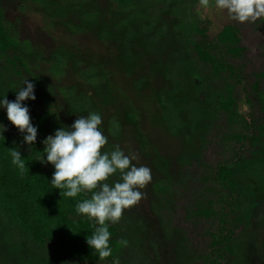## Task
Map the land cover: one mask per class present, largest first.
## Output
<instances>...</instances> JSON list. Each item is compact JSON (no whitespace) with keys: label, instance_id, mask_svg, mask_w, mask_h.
Instances as JSON below:
<instances>
[{"label":"trees","instance_id":"trees-1","mask_svg":"<svg viewBox=\"0 0 264 264\" xmlns=\"http://www.w3.org/2000/svg\"><path fill=\"white\" fill-rule=\"evenodd\" d=\"M34 1L42 2V0ZM108 2L110 6L104 15L108 14L109 20H113L110 19L111 15L123 14L126 17L118 18L120 24L102 23L97 26L96 34L100 38L111 40L122 31L123 36L120 38L122 45H126L133 38L140 40L138 33L132 32L131 27L137 21L144 20L145 23L141 25L140 30L147 32L148 37L138 41L143 50L153 54L155 51L162 52L163 48L172 47L170 55L175 58L173 62L163 65L158 61L154 65L158 68L163 67V71L157 72L161 73L162 80L170 86V89L163 88L156 93L158 107L162 113L161 120L169 125V131L179 130L184 126L190 132V136L194 134L191 129L201 131L203 136H207L211 130L218 129L213 122L218 119L219 114H222L228 126L243 130L233 135L225 134L223 140L227 144L235 142L242 144L249 141V145L255 148L248 159H236L235 164L227 161L219 164L211 180L226 192L232 209L240 212L235 217L236 223H228L225 218L226 213L214 210L212 199L196 203L195 210L189 214L191 218L198 217L216 222L218 227L215 232L206 233L209 237V251L198 258L207 264H237L234 257L236 242L232 238L230 225L235 227L240 224L246 225L247 215L256 205L253 196L247 192L245 194L238 178L249 176L254 172L257 174L256 171L264 167V68L260 72L250 74L248 84L250 92L244 95V102H241L236 97V92L246 78L243 80L241 76L242 65L234 63L243 60L244 49L239 46L238 31L229 25L218 29L209 19H202L198 14L201 6L199 0H151L150 2L149 0H108ZM90 4L92 0H80L77 11L83 24L94 28L99 24L101 13L97 10L91 12ZM160 15L173 19L170 34L166 31L163 20H160ZM5 25L0 7V100L6 98L10 102L15 101L16 92L20 91L25 81L29 80L28 82L34 85L36 99L25 100L23 106L29 109L31 124L37 128L34 144H26L24 141L26 133H20L8 121L6 108L0 107V250L5 263H147L148 260L143 256L141 247L143 230L141 223L125 218V215L118 223L108 225L112 255L100 261L98 254L86 242L96 226L94 222L76 211V205L83 199L90 198L91 193H81L76 198H68L63 195V190L55 189L51 185L55 168L52 164L41 163L39 160L45 155L43 143L45 139L54 136L55 132L62 128L57 127L51 115L44 111L45 101L39 91L40 84L27 64L26 56L31 53V48L16 41ZM121 59L127 66L129 58L123 55ZM51 63L50 75L53 77L62 75L63 62L60 56ZM88 70L87 72L80 70L76 75L86 84L98 82L94 79L97 77L94 68ZM100 80H105V77ZM141 81H136L134 85L140 86ZM90 86L94 85L90 84ZM187 86L192 93L197 91L198 95L190 96L186 92ZM251 94H256V103L253 101L254 98L251 99ZM61 95L68 98L70 107L68 113L86 112L87 116L96 113L88 109L84 97L76 95L73 90H61ZM240 104L246 109L256 106L260 114L259 119H242L237 109ZM177 114H183L188 121L175 125L171 120L174 117L177 119ZM127 118L130 121L134 120V115L129 113ZM10 150L20 152L26 165L23 172L12 164ZM200 155L199 150L192 157L185 155L182 159L184 165L190 167L192 162L199 164ZM209 180L202 178L201 182L206 184ZM158 183V186L156 183L153 188L154 195L164 196L170 191L168 186L162 185L163 181ZM222 200L224 198L221 196L215 202L220 203ZM163 201L166 204L167 198ZM190 217L188 218L191 219ZM122 241L126 243H121ZM180 257L183 258L182 264L195 262L185 253Z\"/></svg>","mask_w":264,"mask_h":264},{"label":"rangeland","instance_id":"rangeland-1","mask_svg":"<svg viewBox=\"0 0 264 264\" xmlns=\"http://www.w3.org/2000/svg\"><path fill=\"white\" fill-rule=\"evenodd\" d=\"M79 5L80 0H0L9 34L31 48V53L26 56L27 64L40 84L39 91L45 101L44 111L51 115L57 127L71 129L78 117H87L86 112L68 113V98L61 95V90H73L76 95L84 97L88 109L102 117L100 131L108 138L102 151L110 153L119 146L126 155L137 157L132 160V165L151 169L152 181L141 190L145 198L123 212L125 218L141 223L142 253L148 260L145 264H182V253L195 260L189 261V264H207L198 257L208 253L209 237L206 233L215 232L217 223L191 218L189 214L195 210L196 203L212 199L214 210L226 213L228 223H236L235 217L240 212L232 209L226 192L211 180L219 164L226 161L235 164L236 159H248L255 148L249 145V141L227 144L223 140V135L243 130L228 126L222 114L213 122L218 129L211 130L207 136L194 129H191L194 134L190 136L184 126L169 131V125L161 120L156 93L163 88L170 89V86L157 72L163 71V67L154 65L158 61L163 65L172 63L175 59L170 55L172 47L153 54L143 50L138 41L148 37L147 32L140 30L144 20L131 27L140 40L133 38L122 45V31L111 40H104L96 34V27L102 23L120 24L118 18L126 16L111 15L113 20H109V15H104L110 6L108 0H92L90 11L97 10L101 15L99 24L94 28L87 27L77 11ZM198 11L202 19H209L218 29L225 25L237 29L239 46L244 52L243 60L234 63L242 65L241 76L246 79L239 86L236 97L244 102V95L250 92V74L264 68V18L255 23H238L230 19L226 11L217 10L214 0H210L207 8L200 6ZM159 18L170 34L173 19L162 15ZM123 55L130 60L128 67L122 63ZM59 56L63 62L62 75L53 77L49 69L51 62ZM91 67L97 74L95 81L98 80L97 83H90L94 86L81 81L76 75L80 70L89 71ZM100 77H105V80H100ZM139 80H142L141 85L136 87L134 83ZM186 90L190 96L198 95L197 91L192 93L188 86ZM250 97L256 103V94ZM237 109L242 119L260 117L256 106L246 109L240 104ZM129 113L134 115V120H128ZM177 119L174 117L171 120L177 126L179 122L188 121L183 114H177ZM198 150L201 151L200 163L192 162L190 167H186L182 159L185 155L192 157ZM256 172L238 178L239 185L245 194L253 196L256 205L247 215L246 225H230L236 242L234 257L237 264H264V167ZM202 178L210 180L203 184ZM119 180L117 173L107 182L111 185ZM160 181L170 190L164 196L154 195L153 188ZM221 196L224 200L215 202ZM166 198L165 204L163 200ZM0 264H9L5 263L1 250Z\"/></svg>","mask_w":264,"mask_h":264},{"label":"clouds","instance_id":"clouds-1","mask_svg":"<svg viewBox=\"0 0 264 264\" xmlns=\"http://www.w3.org/2000/svg\"><path fill=\"white\" fill-rule=\"evenodd\" d=\"M199 3L207 8L210 0H199ZM214 6L241 24L264 18V0H214ZM28 81L16 92L15 101L4 98L0 100V107L6 108L8 121L20 133H26L25 143L32 145L37 138V128L31 124L29 109L23 102L36 97L34 85ZM101 124L102 117L98 113L78 117L71 129H59L54 136L45 139V155L39 161L54 166L51 185L63 190L65 197L76 198L81 193H91L90 198L76 205V211L94 222L95 230L86 242L98 254L99 260L104 261L112 255L108 225L118 223L124 210L145 198L141 190L152 181V175L150 168L132 165V160L137 157L126 155L119 146L110 153L102 151L108 138L100 131ZM10 154L12 164L23 172L26 165L20 152L10 150ZM117 173L120 180L110 185L107 181Z\"/></svg>","mask_w":264,"mask_h":264}]
</instances>
